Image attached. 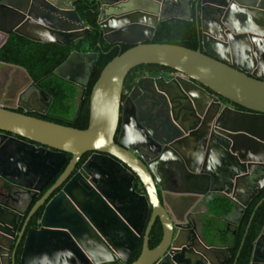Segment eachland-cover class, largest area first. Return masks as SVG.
I'll use <instances>...</instances> for the list:
<instances>
[{
	"label": "water",
	"instance_id": "95a60500",
	"mask_svg": "<svg viewBox=\"0 0 264 264\" xmlns=\"http://www.w3.org/2000/svg\"><path fill=\"white\" fill-rule=\"evenodd\" d=\"M75 1L0 0V33L13 32L39 43L70 44L90 32L74 8ZM96 1L103 39L131 47L108 62L92 86L87 127L79 130L59 125L0 104V130L32 142L22 149L31 172L53 167L55 175L70 156L55 186L21 225L15 244L16 248L23 237L19 264H128L141 237L140 254L130 264H213L207 253H227V249L207 246L190 222L171 217L159 197L164 185L157 165L169 160L178 163L199 186H206L205 193L201 189L173 193L187 199L188 194L212 191L214 196L207 203L217 196L226 197L232 203L230 214L236 212L239 217L264 188V0ZM193 3L198 9L201 49L149 43L158 22L192 19ZM167 7L185 8L187 14L166 13ZM96 58V53L73 51L54 74L81 87L82 100ZM148 64L175 72L153 80L146 78L167 101L174 131L162 140L146 134L150 156L129 145L136 141L133 127H141V123L133 109L127 114L121 104L128 72ZM42 95L47 107L50 99L44 92ZM143 140L140 138L138 145ZM90 152V159L105 157L128 172L129 189L150 211L146 227L148 212L138 229L106 195L91 188L87 162L68 179L81 157ZM5 170L0 169V173ZM163 175L168 179V173ZM0 177L6 178L4 174ZM135 178L144 194L134 191ZM61 185L44 206L36 227L27 228L38 206ZM80 186L92 190L95 198L85 195L82 201L77 200L72 193ZM187 203L179 200V209L186 208ZM21 219L14 209L0 202V237H15ZM156 221L162 237L149 249V234ZM4 246L0 241V264H16L15 251L11 254ZM249 264H264V225Z\"/></svg>",
	"mask_w": 264,
	"mask_h": 264
},
{
	"label": "flooded vegetation",
	"instance_id": "af4514ba",
	"mask_svg": "<svg viewBox=\"0 0 264 264\" xmlns=\"http://www.w3.org/2000/svg\"><path fill=\"white\" fill-rule=\"evenodd\" d=\"M193 6L194 3L192 5V8ZM165 12L180 13L183 15L187 14V10L185 8L178 9L176 7H167L165 8ZM167 74L175 75V72L154 73L153 71H145L142 75H139L136 78L129 91L122 90L121 104L124 106V108H126V113L130 114V112L134 110L135 114L138 116L139 123H141V127H133L132 137H135L136 141H130L129 145L136 147L143 155H151L149 148L145 146L147 143V141L145 142V140H148L146 136L147 133L150 134L152 137H157L158 140L167 139L171 132L174 133V131H171L170 124L172 123L169 116V108L167 101L165 100V98L158 95L155 88V83L151 80L146 79L150 78L153 80L157 77H166ZM78 80L81 81L84 79L79 78ZM3 85H0V98H4L13 93L11 103H0L3 106L10 107L11 109H13V111L28 116L50 115L48 113L50 102L47 107H44L46 103L45 101L43 102L42 92L44 91L40 89L36 84H26L23 86H18L19 88H16L13 84L10 85L4 83ZM75 86L78 87L79 92L78 95L75 97L74 102L78 104L81 101L80 97L82 93V88L77 85ZM45 94L50 99L48 101H51V97L47 93ZM130 94L131 96L127 101V98ZM222 101L225 104L229 103L226 100ZM232 105L234 106V104ZM234 108L237 109L235 106ZM117 135L118 131L115 135V140L117 138ZM140 138L144 139L143 145H141L143 142L138 145ZM29 143L32 142L20 136L0 130V169H6L4 172L0 173L4 174V176L6 177L5 180L1 179L0 177V202H2L11 209H14L22 218L20 225L16 231L15 237H0V241L3 245H5V250L9 248L11 254L15 251L16 264H19L21 248L23 245L22 237V239L18 242V246L15 248V244L17 243L19 238V232L22 223L26 220L35 204L41 201V199L46 196L47 192L55 186L56 182L58 181L68 164V161L65 162L62 168L55 175L53 173V167L51 168V170L35 168V170L32 172H37V175H33V173L29 170V167L27 166L28 157L27 155H24V150H22L23 148H25L24 144ZM36 146L38 145L36 144ZM20 153L22 154V157L20 156ZM92 154V152L85 154L86 157L81 166L77 167L79 163L78 162L74 166L68 179L73 177L75 173L81 169L82 165L87 162V173L89 174L88 179L91 180V188L96 191L99 195H106L111 201V203L114 205V207L118 209L129 220H131L134 224H136V227L138 229L142 224V221H144L145 219V214L148 212V217L145 224L146 227L149 220L150 211H147V207L144 201L140 200L136 196V194H134L129 189L130 187L128 185V182L130 175L128 174V172L105 157L93 156L90 159ZM158 169L164 171V173H168V179L166 183L167 191L170 192V194L176 196L179 200L183 199L187 201V206L191 210L195 207H199L202 203H206L214 196V192L210 191L204 195H201V193L198 192V194L195 195L188 194L186 197L187 199L181 198L179 196L180 194L173 193L172 191L191 193L200 191L201 189V192L205 193V190L203 189L206 186H199L193 177H189V174L183 167L173 161L169 160L166 161L164 164L157 165V171H160ZM135 180L136 178L132 181V186L134 191L137 192L134 188ZM62 186L63 185L55 188V190L50 194L48 199H45L43 204L38 206L37 210L29 218L27 228L36 227V222L42 214L44 206L53 196H55L62 189ZM72 195L75 196V198L79 201H82L85 195L86 197L89 196L91 198H95V195L92 190H87L85 189V187L82 186H80L77 191H73ZM159 197L161 202L165 204L163 192L159 191ZM39 211H41V213L39 217L36 218V214ZM135 217L138 220H136ZM33 220L35 221L34 223H32ZM197 220L194 221L193 219H191L190 213L185 212L182 222L185 224L186 221L190 222L194 226L197 236L201 239V241H204L207 246L217 249L226 248L221 246L216 247L215 245L209 244L204 235L203 222L205 220ZM236 221L237 220H231L228 224H226L225 230H230L237 223ZM207 254L213 264H225L228 260V252L225 253V258L222 257V259L220 260H214V258L212 260L215 251H210Z\"/></svg>",
	"mask_w": 264,
	"mask_h": 264
},
{
	"label": "trees",
	"instance_id": "16d2710c",
	"mask_svg": "<svg viewBox=\"0 0 264 264\" xmlns=\"http://www.w3.org/2000/svg\"><path fill=\"white\" fill-rule=\"evenodd\" d=\"M74 8L90 32L84 37L67 45L56 43L34 42L16 33H0V85L10 84L23 86L36 84L51 97L48 108L49 116L32 115L37 119L49 121L63 126L83 130L88 124L89 95L100 72L114 57L120 55L131 45L123 43L110 44L103 39L97 24L98 3L96 0H76ZM149 43L170 44L191 50L201 49V32L199 29L198 9L192 8V19L170 18L158 22ZM73 51L96 53L97 58L82 100L74 102L78 95V87L54 74V70ZM25 71V73L23 72ZM145 71L173 72L159 65H139L132 68L123 82V90L129 91L133 82ZM31 82L27 79V76ZM4 86V85H3ZM237 109L241 107L234 105ZM87 154V153H86ZM86 155L80 159L77 167L83 163ZM70 156L67 155V161ZM134 188L144 194V190L136 179ZM260 205L256 208L257 204ZM231 201L217 196L208 204V213L212 218L203 222L204 235L209 244L226 247L228 260L225 264H249L253 245L264 225V188L245 207L239 221L230 229L218 227L217 219L230 215ZM41 211L37 212L36 218ZM35 221L33 220L32 223ZM162 237L161 225L158 221L151 228L148 240L149 249L155 248ZM142 237L130 257L128 264L134 262L140 254ZM19 255V250H18Z\"/></svg>",
	"mask_w": 264,
	"mask_h": 264
},
{
	"label": "crops",
	"instance_id": "0c3cea01",
	"mask_svg": "<svg viewBox=\"0 0 264 264\" xmlns=\"http://www.w3.org/2000/svg\"><path fill=\"white\" fill-rule=\"evenodd\" d=\"M264 74V71H263ZM160 170V169H158ZM166 171V170H165ZM159 176H160V181L163 183L165 189L163 191V198L165 200V205L167 210L169 211L171 217L177 221V222H182L183 218H184V211H186V213H190L191 219H193L194 221H196L197 219L199 221L205 220V219H209L212 218V215L208 213V204L209 203H202L199 207H195L194 209H189L188 206L185 208V206L183 207V209H179V199L170 194V192L167 191L166 189V183H167V179L166 176H164L163 174H167L166 172L164 173V171H159ZM178 206V207H177ZM191 210V212H190ZM237 217H239V215L236 212H233L232 214H230L229 216L225 217V218H219L217 219L218 224H223V228L225 229L226 224H228L231 220H236ZM197 220V221H198ZM231 226V225H230ZM216 247H220V246H216ZM223 249V248H221ZM225 258V252L221 251V250H216L215 254H213L212 260L214 258V260H220Z\"/></svg>",
	"mask_w": 264,
	"mask_h": 264
},
{
	"label": "rangeland",
	"instance_id": "374dc122",
	"mask_svg": "<svg viewBox=\"0 0 264 264\" xmlns=\"http://www.w3.org/2000/svg\"><path fill=\"white\" fill-rule=\"evenodd\" d=\"M13 98V93L11 95L6 96L4 98H0V103H11ZM218 227H223V224H218Z\"/></svg>",
	"mask_w": 264,
	"mask_h": 264
}]
</instances>
